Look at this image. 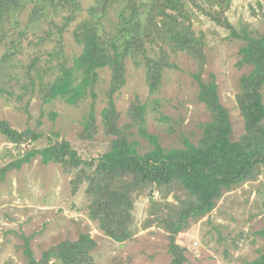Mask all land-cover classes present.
Here are the masks:
<instances>
[{
  "label": "trees",
  "instance_id": "obj_1",
  "mask_svg": "<svg viewBox=\"0 0 264 264\" xmlns=\"http://www.w3.org/2000/svg\"><path fill=\"white\" fill-rule=\"evenodd\" d=\"M233 0H93L83 9L81 0H0V94L11 96L5 84L13 77L15 62H24L28 83L22 94L36 96L43 103L61 100L77 105L88 95L95 99L100 73L109 72L104 93L105 106L99 113L108 149L96 158L83 159L67 141L48 138L42 148H26L21 156L0 172L40 157L44 165L54 163L72 175V193L85 184L86 210L108 239L131 241L138 229L136 202L148 197L153 208L142 228L153 224L162 228L168 239V264H185L184 248L176 238L189 222L208 216L221 198L264 176V35L243 30L238 38V68L249 69L237 82L235 103L243 120V133L232 138L227 109L221 104L215 76L202 78L206 65L205 36L193 27L199 14L215 26L235 35L227 13ZM86 17L76 22L79 15ZM71 31L69 28L72 24ZM70 33L80 53L69 62L64 54V35ZM46 44H53L45 51ZM185 54L195 65L192 78L197 84V101L209 114L195 143L183 140L181 148L165 149L159 139L147 133L146 106L134 98L127 109L130 125H137L140 136L150 145L144 154L137 151L119 128L120 114L115 99L126 83V61L145 69L150 95L157 93L165 70L176 69L171 57ZM43 56L46 60L43 61ZM97 131L94 104L85 119L83 135L91 138ZM0 135L19 149L33 145L41 135L18 132L0 120ZM169 189L182 192L185 199L179 210L167 217L153 201V192ZM154 222V223H153ZM264 239V229L256 231ZM95 242L89 235L76 241L51 246L36 260L26 250L27 264H93ZM247 264H264V247Z\"/></svg>",
  "mask_w": 264,
  "mask_h": 264
},
{
  "label": "rangeland",
  "instance_id": "obj_2",
  "mask_svg": "<svg viewBox=\"0 0 264 264\" xmlns=\"http://www.w3.org/2000/svg\"><path fill=\"white\" fill-rule=\"evenodd\" d=\"M83 9L93 0H81ZM86 17L79 15L76 22ZM235 35L194 14L193 27L205 36L206 65L203 80L215 76L221 104L227 109L232 127V138L243 133V120L235 103L237 82L249 69L238 68V36L243 30L264 35V0H233L227 13ZM75 23L69 28L71 31ZM53 44H46L51 51ZM80 47L70 33L64 35V54L69 62L80 53ZM2 51L0 50V56ZM43 61L46 57L43 56ZM177 68L165 70L156 94L150 95L145 83V69L127 60L126 83L115 99L120 114L119 128L131 141L137 142V151L150 150L149 143L139 134L137 125H130L127 109L134 98L146 106L144 115L147 133L156 136L163 148H181L188 139L195 143L201 134V126L209 121L205 107L197 101L198 87L192 74L193 62L182 53L171 57ZM14 79L5 84L12 95L0 94V120H5L18 132L34 131L41 137L33 145L20 149L7 143L0 135V172L21 156L26 148H42L48 138L67 141L83 159L98 157L108 149L112 138L103 133L99 113L105 106V91L109 72L100 73L95 89V99L88 95L77 105L61 100L43 103L35 95L22 94V86L28 83L22 67L15 62ZM94 104L97 131L91 138L83 135L85 119ZM72 175L54 163L44 165L40 157L22 165L19 170H9L0 177V264H27L26 250L38 260L51 246L64 241H76L86 234L95 242L93 264H168V239L162 228L143 223L154 216L148 197L136 202L138 229L131 241L116 243L105 237L88 215L85 184L72 193ZM185 199L182 192L173 194L169 189L153 192V201L167 217L179 210ZM154 223V222H153ZM264 229V176L242 188L225 194L215 209L189 227L176 238V244L184 248L185 264H247L256 257L257 249L264 247V239L256 231Z\"/></svg>",
  "mask_w": 264,
  "mask_h": 264
}]
</instances>
